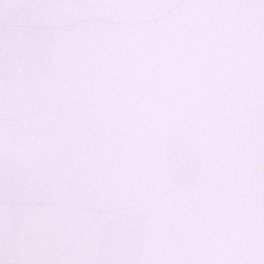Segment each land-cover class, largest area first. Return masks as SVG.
Returning <instances> with one entry per match:
<instances>
[{
    "label": "water",
    "instance_id": "obj_1",
    "mask_svg": "<svg viewBox=\"0 0 264 264\" xmlns=\"http://www.w3.org/2000/svg\"><path fill=\"white\" fill-rule=\"evenodd\" d=\"M0 264H264V0H0Z\"/></svg>",
    "mask_w": 264,
    "mask_h": 264
}]
</instances>
